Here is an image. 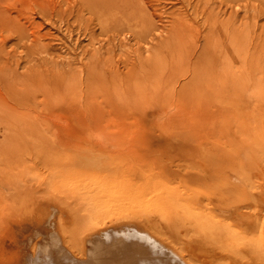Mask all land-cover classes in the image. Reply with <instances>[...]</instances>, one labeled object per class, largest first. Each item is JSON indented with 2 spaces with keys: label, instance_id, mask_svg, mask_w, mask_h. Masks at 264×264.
I'll use <instances>...</instances> for the list:
<instances>
[{
  "label": "rangeland",
  "instance_id": "1",
  "mask_svg": "<svg viewBox=\"0 0 264 264\" xmlns=\"http://www.w3.org/2000/svg\"><path fill=\"white\" fill-rule=\"evenodd\" d=\"M239 1L0 0V69L35 119L0 115V264H153V244L264 264V0ZM126 232L141 245L102 246Z\"/></svg>",
  "mask_w": 264,
  "mask_h": 264
},
{
  "label": "bare ground",
  "instance_id": "2",
  "mask_svg": "<svg viewBox=\"0 0 264 264\" xmlns=\"http://www.w3.org/2000/svg\"><path fill=\"white\" fill-rule=\"evenodd\" d=\"M230 2L232 3V5H236V4H238L240 1L239 0H230ZM238 2V3H237ZM242 3V2H241ZM204 4V3H203ZM230 8V7H229ZM205 10V9H204ZM232 10V9H231ZM202 12H203V10H202ZM202 12H201V14H202ZM210 13V11L208 12V14ZM196 14V13H195ZM203 15V14H202ZM239 15H240V12H239ZM200 16V15H199ZM209 16H211L212 17V14L210 13L209 14ZM209 16H208V18H209ZM203 17V16H202ZM206 17H207V15H206ZM213 17H216V16H213ZM233 16H231V18H232ZM207 18V22H209V20L210 19H208ZM234 18V17H233ZM202 19V18H201ZM215 20H217V18H214ZM178 20H181V19H178ZM214 20V21H215ZM219 20V19H218ZM231 20V19H230ZM177 21V20H176ZM205 21H206V19H205ZM218 22V21H217ZM220 22V21H219ZM218 22V25H220V23ZM7 23V22H6ZM211 23V22H210ZM213 23H216V21L215 22H213ZM224 23V22H223ZM223 23H221V24H223ZM226 23V22H225ZM231 23H232V20H231ZM181 26H180V28L182 27L183 28V25L185 26V24H184V22L182 23V21H181ZM235 24H236V22H235ZM180 25V24H179ZM178 25V26H179ZM213 25V24H212ZM216 25V24H215ZM232 25H233V23H232ZM237 25H238V23H237ZM209 26V28L207 27V31H209L210 32V29H212L211 27H210V25H208ZM217 26V25H216ZM215 26V27H216ZM221 26V25H220ZM223 27H224V25H222ZM226 26H228V24L226 25ZM175 27H177V25L175 26ZM174 27V28H175ZM215 27H213V28H215ZM218 27V26H217ZM181 28V29H182ZM186 28V27H185ZM184 28V29H185ZM221 27H219V29H220ZM232 28V27H231ZM235 28H236V26H235ZM241 28V27H240ZM190 29V28H189ZM209 29V30H208ZM216 29H218V28H216ZM225 29H226V27H225ZM233 29V31H231ZM231 30H230V32L231 33H235V30H234V28H232ZM238 29V28H237ZM177 30V29H176ZM179 30V29H178ZM214 30V29H213ZM224 30V29H223ZM228 30V29H227ZM227 30H224L225 32L227 31ZM215 31H217V30H214V33H215ZM220 31H222V30H220ZM240 31V30H239ZM181 32V31H180ZM209 32H208V34H209ZM211 32H213V31H211ZM210 32V33H211ZM218 32H219V30H218ZM218 32H216V34L218 33ZM228 32H229V30H228ZM213 33V34H214ZM239 33V32H238ZM241 33V32H240ZM215 35V34H214ZM232 35V34H231ZM209 36H213L212 34H210ZM233 37V36H232ZM238 37V36H237ZM177 38V37H176ZM214 39V38H213ZM264 39V38H263ZM179 40V39H178ZM176 42V41H175ZM237 44H239V47H241L240 46V43H237ZM209 45V44H208ZM264 50V49H263ZM240 51L242 52V50L240 49ZM241 56V53H240V55H238V56H236V60H237V62L238 63H240V60H241V58L242 57H240ZM178 59V58H177ZM245 60V61H244ZM243 60V65L244 64H246V66L247 67H254V65H256V63H255V60H256V57H254L253 55H252V57H249V58H245ZM247 60V61H246ZM98 62V61H97ZM100 62V61H99ZM148 62V61H147ZM93 63V62H92ZM178 63V62H177ZM237 63V64H238ZM97 64V63H96ZM99 64V63H98ZM97 64V65H98ZM182 64V63H181ZM154 65V64H153ZM90 66V65H89ZM96 66V65H95ZM257 66V65H256ZM239 67V66H238ZM238 67H236V69L238 68ZM141 68V67H140ZM142 68H143V65H142ZM92 69V68H91ZM13 70V69H12ZM88 70H89V68H88ZM98 72V71H97ZM16 73V72H15ZM157 73V72H156ZM27 74V73H26ZM91 74V73H90ZM58 75V74H57ZM98 75V74H97ZM100 75H102V74H100ZM235 75H237V78H236V76ZM19 75H14V73H13V71H11L9 68H6V67H4V68H1L0 69V78L3 80V82H4V84L2 83V84H0V87H2V85H4L5 86V84H6V88L7 89H10V91H12V87H10V88H8V83L7 82H13V81H15L16 82V79H17V81L19 82V80H20V78L18 77ZM119 76V75H118ZM121 76V75H120ZM240 76H241V74H240V71L239 72H236L235 71V73H234V78H236V83H238V80L240 81ZM21 78H22V76H20ZM28 77V76H27ZM35 77V76H34ZM92 78V77H91ZM100 78V77H99ZM122 78V77H121ZM1 79H0V83L2 82L1 81ZM26 79V78H25ZM30 79H31V77H30ZM40 79V78H39ZM92 80V79H91ZM136 80V79H135ZM37 81V80H36ZM128 81V80H127ZM234 81H235V79H234ZM15 82H13V84L15 83ZM23 82H25L24 80H23ZM30 82V81H29ZM63 82V81H62ZM254 82V81H253ZM21 83V82H20ZM28 83V82H27ZM141 83V82H140ZM30 84V83H29ZM240 84V83H239ZM238 84V85H239ZM11 85V84H10ZM126 85V84H125ZM24 86V85H23ZM18 87V86H17ZM56 88V87H55ZM2 89H3V87H2ZM7 89H5V91L7 90ZM15 89H16V87H15ZM235 89V88H234ZM239 89V88H238ZM255 90V89H254ZM256 90H257V94H261V95H263L264 96V86H262V84L260 85V84H257V86H256ZM22 91V90H21ZM26 91H27V88H26ZM115 91V90H114ZM238 91V90H237ZM116 92V91H115ZM1 93V92H0ZM6 93H8V90H7V92ZM28 93H30L29 91H28ZM238 93V92H237ZM5 94V93H4ZM10 94H17V92H15L14 93V91H12V93H10ZM256 94V93H255ZM3 94H0V115H1V117H3L4 116V118H5V114H7L8 116H11L12 118H15V119H17V120H21V121H23V120H25V122H28L29 123V125L30 126H32L33 127V124H34V121H35V119L34 120H32V122H31V119H27L28 117H30V113H23L22 111H20L19 109H22V105H23V100L24 99H21V97L19 98V97H17L16 95H12L13 96V102H14V104H9L8 103V101H6V99H5V97H3L2 96ZM11 96V95H10ZM260 96V95H259ZM8 97H9V94H8ZM221 100V99H220ZM219 100V101H220ZM27 101V100H26ZM26 101H24V104H27L28 102H26ZM26 102V103H25ZM31 103V102H30ZM31 105V104H30ZM25 107H26V105H24ZM24 106H23V108H24ZM28 106H29V103H28ZM193 106V105H192ZM31 108V107H30ZM27 109H29V108H27ZM30 111H32V110H30ZM26 114V115H25ZM27 116V118L26 119H24L25 117ZM21 118V119H20ZM14 119V120H15ZM8 120V119H7ZM3 121V120H2ZM13 121V120H12ZM20 121V122H21ZM24 122V121H23ZM14 124H15V122H13ZM17 123V122H16ZM11 125H13L12 123H10ZM23 124V123H22ZM27 124V123H26ZM5 125V124H4ZM8 125V124H7ZM19 126H20V124H18ZM9 126V125H8ZM16 126V125H15ZM14 126V127H15ZM25 126V125H24ZM27 127H28V125H26ZM13 126H11L10 128H12ZM27 127H26V129H27ZM25 128V127H24ZM31 128V127H30ZM23 129V128H22ZM30 131V130H29ZM32 131V130H31ZM30 131V132H31ZM24 133V132H23ZM32 134V133H31ZM10 136V135H9ZM12 136V135H11ZM32 136V135H31ZM21 137V136H20ZM17 138V137H16ZM23 139V138H22ZM25 139V138H24ZM32 142V141H31ZM2 147H0V149H1ZM3 149V148H2ZM12 152V151H11ZM14 153V152H13ZM7 154V153H6ZM9 155H11V154H9ZM15 158V157H14ZM0 159H1V151H0ZM7 159V158H6ZM6 159L3 157L1 160H0V164H5V161H6ZM9 161V160H8ZM14 161V160H13ZM17 161V160H16ZM7 163V162H6ZM12 163V162H11ZM16 162H13V164H11L12 166L13 165H16L15 164ZM7 165V164H6ZM8 165H9V163H8ZM11 165H9V166H11ZM1 166V165H0ZM9 166H7L8 168H9ZM17 168L16 169H18V166H16ZM2 168V166L0 167V187L1 186H4V179H6V177L8 176V175H11V172H10V174H7V173H9V172H7L8 170H4V172H3V168ZM11 169V168H10ZM6 171V172H5ZM11 171V170H10ZM15 173V172H14ZM29 173V172H28ZM5 175H7V176H5ZM12 177H16L14 174H12L11 175ZM6 180H8V179H6ZM9 181H11V180H9ZM8 181V182H9ZM17 183V182H16ZM12 185V184H11ZM14 185V184H13ZM119 186V185H118ZM11 187V186H10ZM8 188V187H7ZM118 191V190H117ZM1 193V192H0ZM5 196V195H4ZM3 196V197H4ZM1 197V196H0ZM9 197V196H8ZM4 199V198H3ZM1 200V198H0V205H1V203H2V201H3V206H5V204H4V200ZM7 199V198H6ZM8 201V200H7ZM11 203V202H10ZM13 204V203H12ZM0 209H5L4 207H2V208H0ZM148 209V208H147ZM1 211V210H0ZM3 213V212H2ZM4 220H5V218H4ZM3 220V216H2V214L0 215V225L1 224H8V220H5L4 221ZM263 220V219H262ZM261 221V220H260ZM259 224H260V222H259ZM4 225H2V226H4ZM246 225V224H245ZM249 225H250V223H249ZM260 225H262V224H260ZM1 226V227H2ZM249 227V226H248ZM255 227V226H254ZM261 227H263L264 228V226H261ZM11 228V227H10ZM157 228V227H156ZM13 230V229H12ZM214 230H216V229H214ZM134 231H137V230H134ZM260 231H262V234H263V230L261 229ZM259 231V233H261ZM53 232V231H52ZM51 232V233H52ZM138 232V231H137ZM10 233V232H9ZM139 234H142L143 232H138ZM151 232H149V234H150ZM149 234L148 235H146L145 233H143L142 235H146L147 236V238L148 239H151L152 240V234L149 236ZM101 236H106V233L104 234L103 233V235H101ZM100 236V237H101ZM115 237V236H118L119 238H120V241L117 243V241H116V246L114 245V242L112 243L113 244V248H111L110 246H108L107 244H104V245H102L104 248H109V249H117V250H119V249H128L127 247H129V248H132V247H134L135 245L136 246H140L141 245V242H142V240L141 239H139V238H137L138 239V241L140 242V243H136V242H134L135 240H136V237H135V235L132 233V234H128V232H126V234H124V233H120L119 235H117V234H110V237ZM259 236V235H258ZM54 237V236H53ZM52 237V238H53ZM56 237V236H55ZM218 237V236H217ZM261 237V236H260ZM48 239V238H47ZM109 239V238H108ZM135 239V240H134ZM161 239V238H160ZM257 239H259L258 237H257ZM257 239H254L255 240V242L257 241ZM134 240V241H133ZM150 240V241H151ZM162 240V239H161ZM47 241V240H46ZM51 241V240H50ZM93 241H95V240H93V238H89V239H84V241L82 240L81 241V244H80V241L78 242V245H76V246H79V247H76V248H79V250H82V248H83V246H85V245H90ZM154 242V241H153ZM259 244H263V240H261V238L259 239ZM239 243H240V241H239ZM241 243H242V241H241ZM64 244H66V242H64ZM99 244H100V242H99ZM122 244V245H121ZM134 245V246H133ZM241 245V244H240ZM262 246L263 245H260V247H261V250H262ZM59 247V246H58ZM152 247L154 248V250H151L150 248L151 247H148V249H146V251H145V253H147V256L148 257H150L151 258V254H153V257H152V259H160L159 261H155L154 263L155 264H170V262H172L171 261V259H174V257L172 256H170L169 254H167V252L166 251H163V250H161V248H159V247H157V246H154V244L152 245ZM47 248H51V246H49V247H47ZM69 249H71V250H73V248L72 247H68ZM52 249V248H51ZM151 250V252H150V250ZM60 250V249H59ZM172 250V249H171ZM174 250V249H173ZM260 250V251H261ZM38 251H39V249H38ZM83 251V250H82ZM82 251H80V253L82 252ZM177 251H179V250H177ZM258 251V250H257ZM163 252H165V254L163 253ZM174 252V251H173ZM172 252V253H173ZM42 253V252H41ZM51 253V252H50ZM49 253V254H50ZM145 253H142V254H145ZM159 253H161L162 255V257L159 255ZM63 254V253H62ZM67 254V253H66ZM69 254V253H68ZM163 254H164V256H163ZM176 254V256H177V258L179 259V260H181L182 259V253H180V251H179V253H175ZM248 254V253H247ZM46 255V254H45ZM53 256H54V254H52ZM71 255V254H70ZM174 255V254H173ZM72 256H74V255H72ZM79 256H84V254H81V255H79ZM175 256V255H174ZM175 256V257H176ZM255 256V255H254ZM123 256H121V258H122ZM127 257V256H126ZM141 258H137V261H138V263L139 264H143V261H141V259H144L145 257L143 256V255H141L140 256ZM41 258L42 257H40L39 259H37L36 261H35V263L34 264H41V263H39V261L41 260ZM45 258V261H46V257H44ZM52 258L53 257H51V260H52ZM71 258H73V257H71ZM70 258V259H71ZM124 258V257H123ZM122 258V259H123ZM121 259V260H122ZM127 259V258H126ZM126 259H123L122 261H124V260H126ZM185 259V258H184ZM184 259H182V263L183 264H190L189 263V261L188 260H184ZM85 261H87V259L85 260ZM127 261V260H126ZM44 261L42 260V263H43ZM77 262V261H76ZM129 262V261H128ZM45 263V262H44ZM48 263V262H47ZM80 263V262H79ZM90 264H91V261L89 262ZM124 263V262H123ZM153 263V264H154ZM261 263V262H260ZM49 264V263H48ZM55 264V263H54ZM66 264H68V262L66 263ZM69 264H72V261L69 263ZM76 264H78V262L76 263ZM81 264H88V263H86V262H81ZM93 264H96V263H93ZM174 264H181L179 261H177V260H175V262H174ZM192 264V263H191Z\"/></svg>",
  "mask_w": 264,
  "mask_h": 264
}]
</instances>
